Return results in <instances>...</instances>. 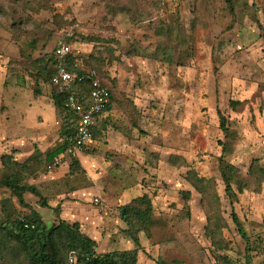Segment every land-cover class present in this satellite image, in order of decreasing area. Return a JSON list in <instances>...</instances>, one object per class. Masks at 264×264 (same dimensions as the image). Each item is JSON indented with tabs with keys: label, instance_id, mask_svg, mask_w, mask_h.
I'll use <instances>...</instances> for the list:
<instances>
[{
	"label": "rangeland",
	"instance_id": "obj_1",
	"mask_svg": "<svg viewBox=\"0 0 264 264\" xmlns=\"http://www.w3.org/2000/svg\"><path fill=\"white\" fill-rule=\"evenodd\" d=\"M232 3L233 14L225 0H0V119L13 87L51 99L36 78L38 60L59 40L112 92L114 113L96 135L90 170L75 168L63 179L78 176L88 185L80 198L66 201L90 211L100 208L95 199L110 204L100 213L107 221L95 233L97 254L135 248L119 209L146 195L153 222L148 234H138L137 264L263 263L264 0ZM39 114L35 128L55 126L51 107ZM51 134L42 149L61 144ZM220 162L239 172L231 199ZM25 173L24 183L39 195L25 193L23 207L0 188V218L1 201L9 200L18 216L32 209L48 228L64 221L52 202L67 184L49 185L54 172L35 163ZM232 213L254 249L250 254Z\"/></svg>",
	"mask_w": 264,
	"mask_h": 264
},
{
	"label": "trees",
	"instance_id": "obj_2",
	"mask_svg": "<svg viewBox=\"0 0 264 264\" xmlns=\"http://www.w3.org/2000/svg\"><path fill=\"white\" fill-rule=\"evenodd\" d=\"M231 14H233L232 0H225ZM55 47V46H54ZM39 67L36 78L43 84H48L55 74L57 60L54 56V48L49 56H42L38 60ZM78 57L72 52L66 60V68L70 72H77L87 75L82 67H75ZM50 66V67H49ZM40 86V85H39ZM56 119L60 120L61 128L59 138L61 144L45 153H34L22 163L16 162L11 155H3L0 158V188H6L23 207L24 194L31 193L39 195V192L32 185L24 183V178L28 175L25 171L33 163L45 168L53 160L64 152L67 147L66 138L73 134L74 123L69 118H62L63 97L52 92ZM112 101L110 92V103L104 112L109 109ZM237 104L232 103V106ZM103 112V113H104ZM102 113V115H103ZM219 128L225 138H229V129L224 117L218 112ZM97 132L93 131V138ZM222 150H227V145L222 144ZM42 160V161H41ZM78 168L77 161L70 163L68 173H73ZM221 180L225 187V194L228 198L233 197L232 183L236 178L237 170L231 165L220 162ZM30 171V170H29ZM23 172L25 174H23ZM251 174V173H250ZM252 175V174H251ZM240 188V187H239ZM242 189V188H241ZM240 189V192H241ZM45 206L44 204L42 207ZM28 215H17L9 200L1 201L2 219L0 218V263L1 264H69L70 255H74L76 264H137L138 250L140 248L138 234L141 232L148 234V228L152 224V206L146 195L134 199L131 203L119 209L120 221L126 226V235L134 244L135 248L125 251H113L104 254H97L96 242L81 232L78 223L69 224L60 221L57 225L48 228L41 220L40 216L32 209ZM23 219V221L21 220ZM233 224L236 226L239 236L245 243V250L250 254L254 249L251 246L248 236L241 223L234 213L231 214ZM249 262V259H246ZM156 264H166L157 260ZM264 264V260L263 263Z\"/></svg>",
	"mask_w": 264,
	"mask_h": 264
},
{
	"label": "crops",
	"instance_id": "obj_3",
	"mask_svg": "<svg viewBox=\"0 0 264 264\" xmlns=\"http://www.w3.org/2000/svg\"><path fill=\"white\" fill-rule=\"evenodd\" d=\"M11 94L13 96V100L10 103V108L8 107V109L5 111L6 113H4V115H2V119H0V124H2L4 127L0 132V139L4 138L2 141H5V144L0 143V158L3 155H11L16 162L22 163L21 160L25 162L35 150H39V152L42 154L48 151V148L45 147L42 149L41 147H44V145L47 144L51 138H53L51 134L53 131L56 135L54 139L55 142L59 137L60 128L57 126L52 127L49 124L50 127L46 126V129L39 130L33 126V118L36 117L37 122L41 121L42 115L39 113H44V111L50 107L54 111L55 121L57 120L53 100H51L52 97L51 99H44L42 96L34 98L30 91H25L24 89H20L18 87H13ZM35 111H37V114H35ZM113 113L114 110H111L110 105L109 109L103 113L98 126L94 129L97 134H100L99 136L102 135L104 121H106L107 118H110L111 114ZM96 143L95 137L92 140L90 150L82 154L77 160L79 168L86 172L90 170L88 166L92 160H88V157L93 152ZM33 144L37 145L35 146L37 149L33 146ZM68 167L69 165L60 168L62 170L58 169L54 171L52 175L53 179L48 181L49 185H58L59 187H61V185L67 184L66 191H64V193L61 192L62 194L59 192L56 193L61 195H58L57 200L52 203L56 205L59 204L61 206L59 213L60 219L70 224L78 223L80 225L81 232L95 241V233L99 230H102L105 227L107 221L105 215L102 216L100 213L103 212L104 214V211L107 209L106 205L109 203L104 199H102L103 203H101V201L98 199L100 204L97 205H100V208L96 209V211H90V209H86L81 204V202L76 203L72 201H66L77 197L80 198L84 191H88V185L78 181L76 179L78 176L69 177L70 179L73 178L74 180L72 182L65 183V180H63L65 178L64 175L70 174L68 173ZM96 212L98 215H96Z\"/></svg>",
	"mask_w": 264,
	"mask_h": 264
},
{
	"label": "built area",
	"instance_id": "obj_4",
	"mask_svg": "<svg viewBox=\"0 0 264 264\" xmlns=\"http://www.w3.org/2000/svg\"><path fill=\"white\" fill-rule=\"evenodd\" d=\"M71 53L70 43L65 40L57 42L54 47V56L57 60L55 74L46 87L63 97L62 118H69L74 123L73 134L66 138L67 147L46 167V173L70 165L90 150L93 131L110 103L111 90L95 71H88V74L84 75L70 72L66 68V60ZM74 66L79 65L75 63ZM55 126L61 128L60 120L55 121ZM94 203L100 204L98 199H95ZM69 264H76L74 257L70 259Z\"/></svg>",
	"mask_w": 264,
	"mask_h": 264
}]
</instances>
